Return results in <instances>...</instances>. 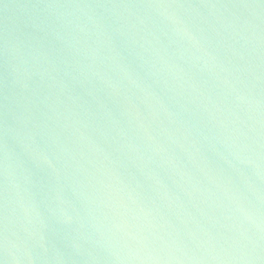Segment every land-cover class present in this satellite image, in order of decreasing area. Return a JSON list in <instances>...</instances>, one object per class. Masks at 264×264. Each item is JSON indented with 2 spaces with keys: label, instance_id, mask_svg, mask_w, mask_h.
<instances>
[{
  "label": "water",
  "instance_id": "1",
  "mask_svg": "<svg viewBox=\"0 0 264 264\" xmlns=\"http://www.w3.org/2000/svg\"><path fill=\"white\" fill-rule=\"evenodd\" d=\"M0 264H264V0H0Z\"/></svg>",
  "mask_w": 264,
  "mask_h": 264
}]
</instances>
